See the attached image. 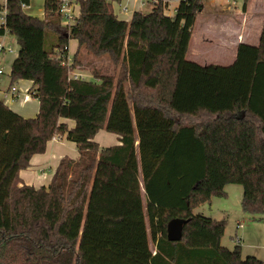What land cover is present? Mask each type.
Instances as JSON below:
<instances>
[{
    "label": "trees",
    "instance_id": "16d2710c",
    "mask_svg": "<svg viewBox=\"0 0 264 264\" xmlns=\"http://www.w3.org/2000/svg\"><path fill=\"white\" fill-rule=\"evenodd\" d=\"M205 1L157 0L126 22L107 0H78L69 29L55 0L44 20L24 12L29 0H8L0 36L20 47L12 83L32 82L39 113L0 101V264H264L222 246L225 220L194 214L236 184L243 213L264 216V25L231 66H201L187 53ZM86 70L92 80L71 77ZM100 131L121 145L101 148ZM55 137L79 157L63 158L48 187L23 184ZM176 218L189 223L170 242Z\"/></svg>",
    "mask_w": 264,
    "mask_h": 264
},
{
    "label": "crops",
    "instance_id": "0c3cea01",
    "mask_svg": "<svg viewBox=\"0 0 264 264\" xmlns=\"http://www.w3.org/2000/svg\"><path fill=\"white\" fill-rule=\"evenodd\" d=\"M116 1L117 4L112 6L114 14H117L121 8L119 3L124 4L127 2V0ZM228 2L229 0L205 1L204 8L196 16L187 53V58H190L192 62L205 67L210 65L222 66L236 60L240 44L259 45L264 25V0H238L236 4H233L234 7L231 11L225 7ZM167 4L170 5V8L165 13L168 16H174L179 1H169ZM132 8L133 12L129 16L126 14L118 19L130 22L134 12L145 11L140 9L136 1L132 2ZM4 42L5 45L14 48V53H9L3 58V65L5 68L9 67V70H7V75L3 78L0 86V101H3L6 106L24 118H35L39 113V102L31 95L32 82L20 80L14 84L11 79L12 64L19 54V50L16 54L17 42L9 35L4 38ZM71 42H75L76 45L75 49L71 51L69 44L70 58L76 53L78 47L77 41L72 40ZM193 42L196 44L194 52L192 51ZM78 73L82 75L83 79L92 80L89 73ZM13 86L19 91L17 101H14L10 95V88ZM27 96L29 97L28 100L25 99ZM64 122L70 128L75 125L73 121L64 120ZM95 141L101 148L121 145L119 136L105 131H100L96 135ZM65 157L76 160L79 157L77 147L65 137H55L48 143L46 152L33 156L30 166L20 172L21 181L23 184L36 189L48 187L60 161ZM228 198L229 194L227 193ZM228 211L230 210L224 209L220 212L223 216V213ZM239 217L240 220H237L235 224V235L240 237L241 243L238 246L241 248L243 258L254 256L264 261V216L249 217L242 212ZM238 226H242L241 229H238ZM227 230L228 222L225 234ZM223 238L221 242H223ZM236 246L234 244L231 248L234 249Z\"/></svg>",
    "mask_w": 264,
    "mask_h": 264
},
{
    "label": "rangeland",
    "instance_id": "374dc122",
    "mask_svg": "<svg viewBox=\"0 0 264 264\" xmlns=\"http://www.w3.org/2000/svg\"><path fill=\"white\" fill-rule=\"evenodd\" d=\"M1 2H2V0H0V3ZM44 6H45V0H29V4L24 9V12L29 16H33V17H36L40 20H44ZM225 7L229 11H231L234 7L233 1L229 0L228 5ZM169 8H170V5L166 4V10L165 11L168 12ZM148 9H151V8L149 7ZM148 9H145V11ZM130 14H127V16H129ZM127 16H125V17H127ZM193 30H194V28H193ZM13 39H14V37H13ZM75 45H76L75 42L70 43V50L71 51H73L75 49ZM195 46H196V44H195V42H193V45H192V51L193 52L196 49ZM19 48L20 47H19L18 43H16V54H17ZM187 60L192 61L190 58L189 59L187 58ZM233 63L224 64L222 66L228 67V66H231ZM7 70H9V67L6 68V71ZM84 72L90 74V72L87 70ZM225 190L229 194L228 199L227 198L226 199L215 198V199H213L211 204L206 203V204L198 207L194 211V214L209 217V218H211L213 220H217V221L225 220L226 224L228 222V230H227V232L223 238V242H221V243H223L222 244L223 247L227 248V246H229V249H233L231 247L234 244L238 245L241 243V241H239L235 235V232H236L235 224H236L237 220H240L239 216L243 212L242 206H241L242 199H243V187L241 185L233 184V185H228L225 188ZM142 199H143V202L145 204L146 198H145L144 190H142ZM224 209H228L230 211H228L227 213H223V216H222V212H220V211L224 210Z\"/></svg>",
    "mask_w": 264,
    "mask_h": 264
},
{
    "label": "built area",
    "instance_id": "2783aa9c",
    "mask_svg": "<svg viewBox=\"0 0 264 264\" xmlns=\"http://www.w3.org/2000/svg\"><path fill=\"white\" fill-rule=\"evenodd\" d=\"M59 4V14L62 17V25L64 27H67L69 29H72L74 26H76L79 23V18H80V4L78 0H55ZM109 3L113 5L117 4L116 0H107ZM137 2L139 4L140 9L145 10L147 9L150 5H154L157 3V0H127L126 3L121 5L120 10L118 13H115V16L117 18H121V16L130 14L133 12L132 8V2ZM233 4H236L238 0H232ZM7 2L8 0H3L1 3L2 9L0 10V26H4L6 23V16H7ZM118 4V5H119ZM165 4H167L165 2ZM27 6L23 5L22 8L23 10ZM135 13V12H134ZM9 34L6 33L3 36H0V86L2 85V80L3 78L7 75V71L5 66L3 65V58L7 56L9 53H14V48L11 46L5 45L4 38L8 36ZM71 63V58L69 57L66 62H63L62 65L64 66H70ZM71 77L75 79H83L82 75L79 74L78 72H73L71 73ZM10 95L12 96V99L14 101H17L19 99V91L18 89L13 86L10 88ZM26 100L29 99L27 96L25 98ZM242 226H238V229H241ZM237 239L240 241V237H237Z\"/></svg>",
    "mask_w": 264,
    "mask_h": 264
},
{
    "label": "water",
    "instance_id": "95a60500",
    "mask_svg": "<svg viewBox=\"0 0 264 264\" xmlns=\"http://www.w3.org/2000/svg\"><path fill=\"white\" fill-rule=\"evenodd\" d=\"M189 220L176 218L167 225V239L170 242H180L183 239V232Z\"/></svg>",
    "mask_w": 264,
    "mask_h": 264
}]
</instances>
